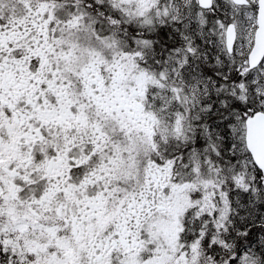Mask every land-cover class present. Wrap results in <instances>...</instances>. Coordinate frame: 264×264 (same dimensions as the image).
Wrapping results in <instances>:
<instances>
[{
	"label": "snow or ice",
	"instance_id": "snow-or-ice-1",
	"mask_svg": "<svg viewBox=\"0 0 264 264\" xmlns=\"http://www.w3.org/2000/svg\"><path fill=\"white\" fill-rule=\"evenodd\" d=\"M0 264H264V0H0Z\"/></svg>",
	"mask_w": 264,
	"mask_h": 264
}]
</instances>
